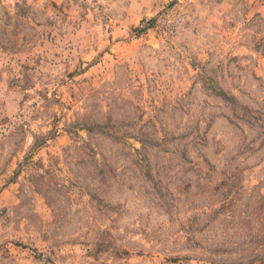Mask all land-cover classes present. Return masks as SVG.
Masks as SVG:
<instances>
[{
    "label": "rangeland",
    "instance_id": "374dc122",
    "mask_svg": "<svg viewBox=\"0 0 264 264\" xmlns=\"http://www.w3.org/2000/svg\"><path fill=\"white\" fill-rule=\"evenodd\" d=\"M0 264H264V0H0Z\"/></svg>",
    "mask_w": 264,
    "mask_h": 264
}]
</instances>
